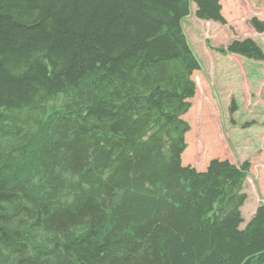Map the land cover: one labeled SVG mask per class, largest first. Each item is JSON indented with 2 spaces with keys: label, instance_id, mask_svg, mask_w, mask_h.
I'll list each match as a JSON object with an SVG mask.
<instances>
[{
  "label": "trees",
  "instance_id": "obj_1",
  "mask_svg": "<svg viewBox=\"0 0 264 264\" xmlns=\"http://www.w3.org/2000/svg\"><path fill=\"white\" fill-rule=\"evenodd\" d=\"M191 4L226 23L219 0H0V264H264L249 162H181ZM218 51L264 61L248 38Z\"/></svg>",
  "mask_w": 264,
  "mask_h": 264
},
{
  "label": "rangeland",
  "instance_id": "obj_2",
  "mask_svg": "<svg viewBox=\"0 0 264 264\" xmlns=\"http://www.w3.org/2000/svg\"><path fill=\"white\" fill-rule=\"evenodd\" d=\"M225 25L195 17V5L183 20V30L200 62L191 79L202 84L213 115L195 122L197 98L182 116L189 124L182 165L204 170L212 159L234 164L249 161L245 183L247 199L241 207L244 223L259 203L264 204V61L218 51L235 39H251L264 53V30L258 32L250 21L264 22V0H220ZM199 86V85H198ZM199 98V95H198ZM207 112L204 110V113ZM206 116V115H205ZM215 122L209 124L207 121Z\"/></svg>",
  "mask_w": 264,
  "mask_h": 264
}]
</instances>
